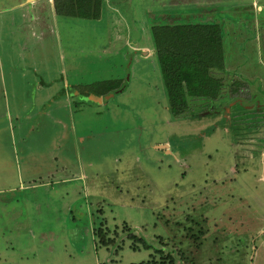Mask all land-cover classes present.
<instances>
[{"label": "rangeland", "instance_id": "374dc122", "mask_svg": "<svg viewBox=\"0 0 264 264\" xmlns=\"http://www.w3.org/2000/svg\"><path fill=\"white\" fill-rule=\"evenodd\" d=\"M16 2L0 0V264H133L159 249L181 264H264V0H104L98 19ZM209 20L223 29L221 95L173 116L141 47L154 25ZM61 71L82 93L71 112L48 102Z\"/></svg>", "mask_w": 264, "mask_h": 264}, {"label": "trees", "instance_id": "16d2710c", "mask_svg": "<svg viewBox=\"0 0 264 264\" xmlns=\"http://www.w3.org/2000/svg\"><path fill=\"white\" fill-rule=\"evenodd\" d=\"M103 3L104 0H53L57 16L87 19L100 18ZM222 31L221 24L214 21L171 22L152 27L154 50L161 67L168 97V111L171 115L185 114L190 108V98L217 99L221 95L223 77H219L215 69H224ZM102 85L108 90L122 86L119 79L107 80ZM185 219L197 228L205 221L200 214L194 217L186 214ZM186 224L187 229L189 227ZM102 230L103 225H100L98 237L102 243L109 244ZM196 233L200 232L190 231L188 236L198 238ZM129 235L134 240L130 245L132 248L141 247L139 243L143 248L151 246L143 236L135 233ZM158 252L162 253L161 261L148 260L133 264H181V259L174 254V249L167 250L166 254L163 249Z\"/></svg>", "mask_w": 264, "mask_h": 264}, {"label": "crops", "instance_id": "0c3cea01", "mask_svg": "<svg viewBox=\"0 0 264 264\" xmlns=\"http://www.w3.org/2000/svg\"><path fill=\"white\" fill-rule=\"evenodd\" d=\"M48 1V3L49 4H51V7H52V13L53 14H55L56 15V13H55V10H54V6H53V0H47ZM255 2H258V0H254ZM40 2V0H21V1H18L17 0V2L14 4V6L12 7V6H10L9 7V11H15V10H17V9H20V8H22V7H24V6H30L31 8H35L36 7V5L38 4ZM258 5H259V7L260 8H262L263 7V5L262 4H260V3H258ZM37 16H39V15H37ZM57 16V15H56ZM36 17V16H35ZM57 17H59V16H57ZM212 17V16H211ZM209 18V19H212V18ZM54 18H55V16H54ZM56 20V19H55ZM209 21H213V20H209ZM48 29V31H49V27L47 28ZM149 48H152L151 46H143V47H141V51L142 52H144V56L145 57H148V56H151V55H153L154 54V47L152 48V49H149ZM64 71V70H63ZM218 72H220L221 74H223V72L222 71H218ZM220 73L218 74V76L219 77H222V75H220ZM60 78H61V81H62V87H59V92H58V94H56V93H51L50 91V93L51 94H49V96H48V102H49V104H52V105H63V106H65L68 110H69V112H71L72 111V108H73V105H72V101H70L69 100V95H78V96H82V93H81V90H79L78 88H77V86H75V87H72V90L70 91V90H68V85H70L68 82V77H67V75H66V73H64V72H62L61 71V74H60ZM50 79V78H49ZM49 81V80H48ZM48 81H46V80H44V79H41V80H39L38 82H37V84H38V87H43L44 88V86L46 87V89H49V87H50V82H48ZM75 85H77L76 83H75ZM46 89L44 88V91H46ZM60 95H62V96H64L65 97V99L62 101V104L60 103V101H59V96ZM65 103V104H64ZM74 103H76V101H74ZM19 117V116H18ZM66 128V127H65ZM71 129L73 130V131H76L75 130V125L74 124H72L71 125ZM66 175V174H65ZM50 176V175H49ZM51 177V176H50ZM75 177H73V176H71V175H68V176H62L61 178L59 177V180H57L58 179V176L57 177H55V179L56 180H48V181H46V182H43V183H41V185H43V186H47V185H50V184H53V183H69V182H72L73 180H75L74 179Z\"/></svg>", "mask_w": 264, "mask_h": 264}]
</instances>
